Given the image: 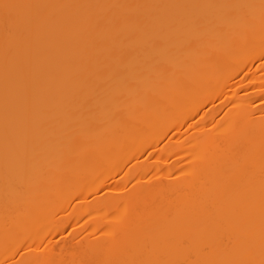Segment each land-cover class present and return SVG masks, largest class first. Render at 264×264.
<instances>
[{
    "label": "bare ground",
    "instance_id": "1",
    "mask_svg": "<svg viewBox=\"0 0 264 264\" xmlns=\"http://www.w3.org/2000/svg\"><path fill=\"white\" fill-rule=\"evenodd\" d=\"M0 264H264V0H0Z\"/></svg>",
    "mask_w": 264,
    "mask_h": 264
}]
</instances>
